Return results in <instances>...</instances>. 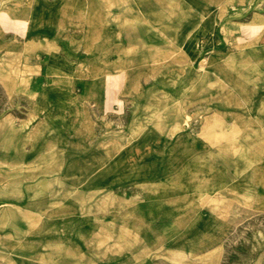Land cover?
Here are the masks:
<instances>
[{"label": "rangeland", "instance_id": "obj_1", "mask_svg": "<svg viewBox=\"0 0 264 264\" xmlns=\"http://www.w3.org/2000/svg\"><path fill=\"white\" fill-rule=\"evenodd\" d=\"M18 18L0 264H264V0H18Z\"/></svg>", "mask_w": 264, "mask_h": 264}, {"label": "crops", "instance_id": "obj_2", "mask_svg": "<svg viewBox=\"0 0 264 264\" xmlns=\"http://www.w3.org/2000/svg\"><path fill=\"white\" fill-rule=\"evenodd\" d=\"M10 2L8 6H6V13H0V31L3 32L6 36H14L19 32H29L31 30V22L29 19L26 21H21L18 18V0H0V2ZM10 13V15L8 14ZM31 21V16H30ZM120 79V78H119ZM108 82L111 85L113 91L119 90L120 83L118 78H110ZM37 122V121H36ZM7 145V144H6ZM23 149L26 151V154L23 157V160H30V143H27ZM13 153L15 148L10 149ZM7 150H3L0 156L7 157ZM14 157V156H13Z\"/></svg>", "mask_w": 264, "mask_h": 264}]
</instances>
